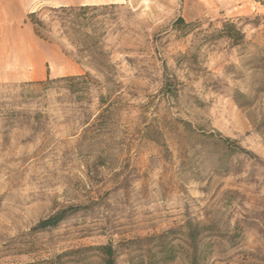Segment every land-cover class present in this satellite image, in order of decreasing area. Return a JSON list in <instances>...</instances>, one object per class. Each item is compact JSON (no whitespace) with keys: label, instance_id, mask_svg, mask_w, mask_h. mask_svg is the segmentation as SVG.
I'll return each mask as SVG.
<instances>
[{"label":"rangeland","instance_id":"374dc122","mask_svg":"<svg viewBox=\"0 0 264 264\" xmlns=\"http://www.w3.org/2000/svg\"><path fill=\"white\" fill-rule=\"evenodd\" d=\"M91 7L77 30L99 49L38 7L48 40L25 21L39 75L0 80V264L108 243L128 264L160 242L175 246L167 264H190L188 233L212 242L206 264H264V0ZM228 22L238 45L218 36Z\"/></svg>","mask_w":264,"mask_h":264},{"label":"trees","instance_id":"16d2710c","mask_svg":"<svg viewBox=\"0 0 264 264\" xmlns=\"http://www.w3.org/2000/svg\"><path fill=\"white\" fill-rule=\"evenodd\" d=\"M110 7H113L111 5ZM101 8H106L105 6ZM100 8L91 7V6H82V7H60L50 9L53 14V21L58 23L60 29L62 31V35L65 36L71 43L76 44L77 46L86 48L88 45L91 48L99 49L98 46L100 44L99 41L95 39V37H89L87 35L81 34L77 29H83L87 23L93 22L96 19L95 16L89 17L88 13L90 11H96ZM30 24L33 27L34 33L40 39L45 41L48 40L47 35L51 32V27L45 24L38 18V13H30L27 16ZM180 24H185L182 18H179L177 21ZM219 38H227L232 42L233 45H238L240 42L244 41V35L241 31L236 28V25L233 23H226L223 25V29L219 32ZM82 77H69L62 79L64 80H80ZM107 80L112 79L111 77H106ZM93 84V85H92ZM91 86H99V83H92ZM83 85V84H82ZM86 87H88L85 84ZM64 220V213H59L54 215L44 221H41L36 230L46 231L48 229L57 228L60 223ZM187 241V246L189 248L188 255L190 259V264H206L208 261L209 250L211 248L212 242L207 241V237H202L201 235L188 233L185 236ZM141 242L140 239L132 240L125 242L127 246H130L132 249V245ZM175 246L169 243L160 242L156 247V251L149 250L146 254L141 253L134 257H131L128 261V264H167L175 258ZM136 250H132L129 255H132ZM93 253L95 257H97L98 262L95 264H117L118 258L120 256V252L115 248L113 243H108L102 246L96 247H88L83 250L72 251L68 253H63L57 255L50 264H93L90 262V258H79L78 260H73L70 262H63V259L70 256L71 254H80V253ZM135 260L139 262H135Z\"/></svg>","mask_w":264,"mask_h":264},{"label":"crops","instance_id":"0c3cea01","mask_svg":"<svg viewBox=\"0 0 264 264\" xmlns=\"http://www.w3.org/2000/svg\"><path fill=\"white\" fill-rule=\"evenodd\" d=\"M105 0H0V80L39 75L34 34L26 24L27 14L38 7L95 6ZM9 70V71H8ZM10 72V73H9Z\"/></svg>","mask_w":264,"mask_h":264}]
</instances>
